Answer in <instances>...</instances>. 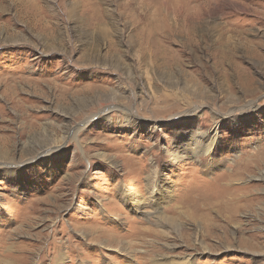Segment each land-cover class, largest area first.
Masks as SVG:
<instances>
[{
  "label": "rangeland",
  "instance_id": "obj_1",
  "mask_svg": "<svg viewBox=\"0 0 264 264\" xmlns=\"http://www.w3.org/2000/svg\"><path fill=\"white\" fill-rule=\"evenodd\" d=\"M0 264H264V0H0Z\"/></svg>",
  "mask_w": 264,
  "mask_h": 264
},
{
  "label": "bare ground",
  "instance_id": "obj_2",
  "mask_svg": "<svg viewBox=\"0 0 264 264\" xmlns=\"http://www.w3.org/2000/svg\"><path fill=\"white\" fill-rule=\"evenodd\" d=\"M123 1H125V0H123ZM126 1H128V0H126ZM132 4V3H131ZM136 5V4H135ZM134 7V6H133ZM130 11V10H129ZM136 11V10H135ZM124 14V13H123ZM131 15V14H130ZM144 15V14H143ZM142 21V20H141ZM141 25V24H140ZM142 28V27H141ZM140 32V31H139ZM142 42V41H141ZM140 44H142V43H140ZM227 187V186H226Z\"/></svg>",
  "mask_w": 264,
  "mask_h": 264
}]
</instances>
